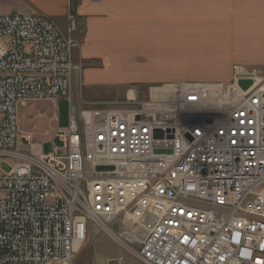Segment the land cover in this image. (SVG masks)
Returning <instances> with one entry per match:
<instances>
[{
  "label": "built area",
  "instance_id": "2783aa9c",
  "mask_svg": "<svg viewBox=\"0 0 264 264\" xmlns=\"http://www.w3.org/2000/svg\"><path fill=\"white\" fill-rule=\"evenodd\" d=\"M76 43L43 15L0 8V161L14 162L0 174V264H74L95 230L135 264H264V69L78 109ZM46 100L66 102L68 123L44 154L18 137L17 110Z\"/></svg>",
  "mask_w": 264,
  "mask_h": 264
},
{
  "label": "rangeland",
  "instance_id": "374dc122",
  "mask_svg": "<svg viewBox=\"0 0 264 264\" xmlns=\"http://www.w3.org/2000/svg\"><path fill=\"white\" fill-rule=\"evenodd\" d=\"M64 27L59 32L71 35L77 43L73 49L70 88L78 109L83 102L94 103L124 99L135 92L145 97L151 88L181 81L230 82L231 66L264 69V46L260 35L245 30L261 28L264 20L255 15L264 4L252 0H104L111 7L112 17L120 20L122 47H128L124 61L97 73L100 95L97 100H81L85 87L83 73L91 67H102L98 61L84 63L79 57L84 24L75 8L79 0H69ZM81 1V0H80ZM53 23V22H52ZM73 29L72 28V25ZM127 37L129 42H127ZM112 43L113 48L120 47ZM104 47H111L106 45ZM154 91V90H153ZM157 91V90H155ZM18 137L31 134L42 143L43 153L51 149L57 127L68 123V106L64 101L28 102L18 108ZM54 144L60 147L57 139ZM17 148L26 154L27 146L20 139ZM14 162L0 161V174H8ZM139 236L130 238L131 249L137 251ZM122 257L124 264H135L126 252L106 235L93 231L88 242L77 254L74 264H104L107 259Z\"/></svg>",
  "mask_w": 264,
  "mask_h": 264
},
{
  "label": "crops",
  "instance_id": "0c3cea01",
  "mask_svg": "<svg viewBox=\"0 0 264 264\" xmlns=\"http://www.w3.org/2000/svg\"><path fill=\"white\" fill-rule=\"evenodd\" d=\"M256 3L264 4V0H252ZM69 0H0V8L7 15H43L50 19L53 24L59 29L64 27L61 22L65 19ZM111 7L104 0H79L75 8L76 15L84 24V36L82 37L81 48L79 49V57L84 63L98 61L102 67H91L83 73V82L85 87L82 90V95L77 93L76 97L81 100H97L100 91L97 90L101 85L96 81L97 73L108 66V62L114 65L124 61L128 47L124 44L121 47L118 42H122L123 34L121 30L120 20L112 17ZM259 21L264 20V10L259 11L255 17ZM261 29L254 28L245 30L250 35H260L259 44L264 46V25ZM118 43L120 47L113 48L112 43ZM127 42L129 38L127 37ZM111 45V47H104ZM239 64V63H237ZM139 98H142L139 96ZM82 100V101H83ZM89 103V102H87Z\"/></svg>",
  "mask_w": 264,
  "mask_h": 264
},
{
  "label": "water",
  "instance_id": "95a60500",
  "mask_svg": "<svg viewBox=\"0 0 264 264\" xmlns=\"http://www.w3.org/2000/svg\"><path fill=\"white\" fill-rule=\"evenodd\" d=\"M238 84H239V86H241V88L243 90H247L251 86V83L249 81H240ZM97 170L106 171V170H111V168L110 167H98ZM112 229H113L114 232L117 233L118 232V225L114 224ZM124 239L127 240V241L130 240L126 235H124Z\"/></svg>",
  "mask_w": 264,
  "mask_h": 264
},
{
  "label": "bare ground",
  "instance_id": "6f19581e",
  "mask_svg": "<svg viewBox=\"0 0 264 264\" xmlns=\"http://www.w3.org/2000/svg\"><path fill=\"white\" fill-rule=\"evenodd\" d=\"M127 97H128L129 99H132V98L129 96V94L127 95Z\"/></svg>",
  "mask_w": 264,
  "mask_h": 264
}]
</instances>
